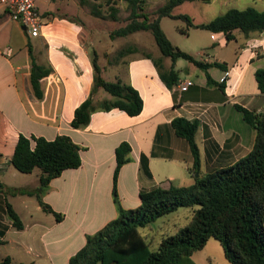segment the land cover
I'll use <instances>...</instances> for the list:
<instances>
[{
    "label": "crops",
    "instance_id": "1",
    "mask_svg": "<svg viewBox=\"0 0 264 264\" xmlns=\"http://www.w3.org/2000/svg\"><path fill=\"white\" fill-rule=\"evenodd\" d=\"M189 3L195 5V12L183 14L194 23L207 22L230 8L253 7L264 11V0ZM213 7L217 13L210 16ZM6 14L0 6V19ZM164 18L168 17L161 18V27ZM42 21L43 26L35 37L21 26L27 42L19 51L13 50L10 57L1 53L4 46L0 44V182L25 190L39 184L38 168L21 173L10 163L20 134L48 140L67 135L79 146L81 164L52 178L42 195L43 202L61 214L59 220L52 212L45 211L33 195L0 192V259L8 256L16 264H68L69 258L84 245L86 235L117 216L115 195L122 208L133 209L140 204L142 190L168 187L170 183L192 184L195 175L189 168L193 157L187 141L171 127L175 117L199 123L195 141L200 174L228 167L252 149L255 130L243 120L235 104L255 112L264 111V94L255 80V71L264 70V32L246 36L234 30V38L227 40L223 33L192 27L183 33L179 29L186 27L178 26L183 36L194 37L195 42L192 47L189 43L190 49L178 43L173 45L196 60L225 65L207 70L217 83L225 78L224 90L208 84L204 71L188 61L177 59L174 63L178 82L185 79L193 82L187 90L180 91L178 83L173 89L166 87L152 60L142 52L117 61L113 54L104 55V61L97 53V62L103 61L99 65L101 76L110 81L117 78L129 81L141 96L143 106L134 116L118 108L96 110L85 127L73 128L70 122L74 110L91 91L93 48L85 39L83 27L67 17L53 15ZM3 30L0 26V33ZM28 43L34 57L42 51L44 61L53 68L52 73L40 80L41 98L35 97L30 82ZM153 51L156 55L143 52L159 58V50ZM162 63L167 68L171 60L164 57ZM117 67L123 73L117 72ZM109 97L102 89L94 94L95 101ZM122 142L131 146L130 159L118 171L114 192L115 148ZM6 202L22 222L21 229L13 226Z\"/></svg>",
    "mask_w": 264,
    "mask_h": 264
},
{
    "label": "trees",
    "instance_id": "2",
    "mask_svg": "<svg viewBox=\"0 0 264 264\" xmlns=\"http://www.w3.org/2000/svg\"><path fill=\"white\" fill-rule=\"evenodd\" d=\"M192 1L196 0H165L148 14L144 8L147 0H124L128 8L126 23L113 29L109 37L114 39L137 31H149L160 57L152 58L146 52H142V55L152 60L167 88L173 89L178 83V71L175 70L174 63L182 58L204 71L208 84H216L224 90L225 78L217 83L207 70L212 66L224 68L225 65L215 61L196 60L173 45L160 26L161 18L185 21L186 28L179 29L183 33L190 27L200 28L223 33L230 40L234 38V30H239L246 36L264 32V11L253 7L230 8L204 23H194L187 14L173 13L175 7ZM106 2L110 3L112 0ZM116 11V8L111 7L113 20H117ZM39 13L43 20L46 14ZM93 13L97 12L94 10ZM69 20L76 22L75 19ZM27 46L31 86L35 97L41 98L43 92L40 80L52 73L53 68L48 62H37L30 43ZM137 51V45L127 43L114 51L113 58L117 61ZM164 57L171 60V65L167 68L162 63ZM91 64V91L75 108L70 125L73 128L85 127L91 113L96 110L118 108L130 116L139 114L143 101L129 81L120 78L114 81L104 79L94 49L91 51ZM255 80L259 91L264 94V70L255 71ZM98 89L107 92L110 97L95 101L94 94ZM235 107L241 112L243 120L255 130L254 145L244 157L228 167L200 174L199 152L195 141L199 123L197 120L175 117L171 121V127L177 136L184 138L189 144L193 157L189 171L193 176L197 173L194 182L190 185L170 183L168 187L155 186L142 190L139 193L140 204L133 209L122 208L115 195L117 216L98 231L86 235L84 245L69 258L68 264H195L191 259L192 254L202 249L209 238L220 242L224 257L230 264H264V111L255 112L239 104H235ZM130 151L128 142H122L115 148L114 192L118 171L129 161ZM10 163L21 173H30L38 168L39 184L34 189L25 190L11 188L0 182V192L33 195L45 211L52 212L59 220L61 214L45 204L42 195L52 178L66 169L79 167V146L67 135H57L48 140L41 136L26 137L20 134ZM6 207L13 226L21 229L23 224L9 202H6ZM180 207L190 210L187 222L175 234L162 236L156 247L152 248L151 241L141 229ZM0 264L16 263L6 256L0 259Z\"/></svg>",
    "mask_w": 264,
    "mask_h": 264
},
{
    "label": "rangeland",
    "instance_id": "3",
    "mask_svg": "<svg viewBox=\"0 0 264 264\" xmlns=\"http://www.w3.org/2000/svg\"><path fill=\"white\" fill-rule=\"evenodd\" d=\"M163 1L147 0L144 6L145 11L151 14ZM37 5L39 12L46 14L44 20L56 15L59 17H67L68 19H75L76 22L80 23L84 30L85 39L104 61H106L103 58L104 55L112 56L117 48L127 43L137 45L138 51L136 53L138 54L147 51L156 55L153 50H158L153 36L149 31H137L128 36L114 39L109 37V33L113 29L126 23L128 8L124 0H112L110 3H107L106 0H40ZM194 6L192 3L186 2L177 6L174 12L191 15L195 12ZM111 7L117 10V20H113L111 17ZM94 10L97 13H93ZM215 10L213 7L209 15L215 16L217 13ZM0 26L4 28L0 33V44L2 47L10 46L14 51H19L24 43L27 42L21 25L16 21H10L9 15L6 14L4 19H0ZM178 26L186 27V22L180 19L164 18L161 28L172 43H178L182 47L190 49L192 42H195V38L183 36L177 30ZM181 38L184 39L180 42L179 40ZM31 40L34 41L35 38L32 37ZM189 43H191V47H189ZM35 57L38 62H45L42 51L35 53ZM102 59L98 61L99 65H102ZM179 60L186 62L182 58H179ZM116 70L119 73H123L121 67H117ZM115 73L116 71H113V74ZM189 217L190 210L180 207L177 211L158 218L155 222L142 228L141 231L151 241L152 248H155L162 236L175 234L178 228L187 222ZM192 258L196 264H230L224 257L220 242L215 238H209L204 247L196 251Z\"/></svg>",
    "mask_w": 264,
    "mask_h": 264
},
{
    "label": "built area",
    "instance_id": "4",
    "mask_svg": "<svg viewBox=\"0 0 264 264\" xmlns=\"http://www.w3.org/2000/svg\"><path fill=\"white\" fill-rule=\"evenodd\" d=\"M40 0H0V6L5 8L11 20L18 22L31 36L39 35L43 26L42 18L38 10V2ZM1 53L5 57H10L13 49L5 46ZM193 82L190 79H185L178 82L180 91L187 90Z\"/></svg>",
    "mask_w": 264,
    "mask_h": 264
},
{
    "label": "water",
    "instance_id": "5",
    "mask_svg": "<svg viewBox=\"0 0 264 264\" xmlns=\"http://www.w3.org/2000/svg\"><path fill=\"white\" fill-rule=\"evenodd\" d=\"M24 28V27H23ZM195 176H197V173L195 174Z\"/></svg>",
    "mask_w": 264,
    "mask_h": 264
}]
</instances>
